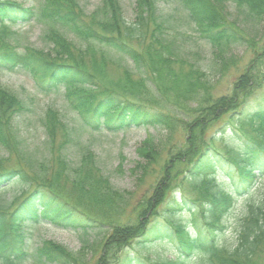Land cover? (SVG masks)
Instances as JSON below:
<instances>
[{
  "label": "trees",
  "instance_id": "trees-1",
  "mask_svg": "<svg viewBox=\"0 0 264 264\" xmlns=\"http://www.w3.org/2000/svg\"><path fill=\"white\" fill-rule=\"evenodd\" d=\"M159 1L135 0L131 19H127L119 0H101L88 14L79 0H43L38 10L0 0V71L27 70L44 92L64 88L67 105L80 113L85 129L115 132L153 126L166 130L165 141L148 136L137 148L144 164L136 163L132 174H143L153 166L168 150L175 129L182 130L185 148L167 155L166 161L181 162L184 154L193 158L186 177L197 193V199H167L166 224L156 222L153 213L145 217V211L134 223H118L124 192L101 173L89 145L56 109L48 107L41 118L45 153L37 156L29 152L17 124L30 111L32 100L28 103L0 85V148L6 153L0 159V190L10 183L23 187L6 204H0V264H22L29 258L36 264H84V251H94L96 246L103 251L117 249L115 246L120 249L134 239L141 247L165 248L173 258L161 257L159 252L155 260L127 254L117 258L116 264H254L264 249V192L257 202L246 206L235 243L222 241L227 228L224 218L236 198L250 192L256 177L264 178V98L258 108L238 118H243L238 127L248 144L237 142L224 131L204 140L201 136L219 114L236 111L237 93L256 88L260 78L252 71L244 72L231 95L213 97L205 71L186 60L178 41L169 35L172 24L160 11ZM176 1L186 11L197 36L216 49L219 58L222 50L234 45L253 47L238 30L249 27L253 31L264 22V0ZM38 18L52 26L45 33L52 49L49 53L30 47L18 50L12 26ZM64 32L86 43L85 48L76 47ZM98 47L126 57L135 72L124 67L111 79L107 64L112 58ZM223 59L219 71L227 65ZM164 107L169 113L163 112ZM212 141H220L222 147H215ZM72 144L80 149L78 159L71 163L68 149ZM224 173L230 176L226 178ZM183 210L192 213L191 230L178 221ZM40 223L81 231L85 236L80 250L72 252L46 239L31 250L32 229ZM101 230L107 232L105 236L102 233L103 239H89V233L100 235ZM106 262L100 255L97 264Z\"/></svg>",
  "mask_w": 264,
  "mask_h": 264
},
{
  "label": "rangeland",
  "instance_id": "rangeland-1",
  "mask_svg": "<svg viewBox=\"0 0 264 264\" xmlns=\"http://www.w3.org/2000/svg\"><path fill=\"white\" fill-rule=\"evenodd\" d=\"M12 1H16L24 7L34 8L35 10H38L43 4V0ZM100 1L79 0V4L84 12L88 14L98 6ZM119 1L125 17L131 19L135 0ZM158 7L162 14L164 13L163 16L166 17L167 22L172 24L169 35L174 37L180 44V54L186 60L196 64L200 69L205 71V78L212 84L211 90L213 97L231 95L234 92V83L244 72L252 71L253 75L256 74L260 78L259 85L256 88L251 89L250 87L244 90L246 92L237 93L239 94L237 96V105L234 107L236 111L231 112V114L229 111L224 112V114H219V117L213 122H210L211 124H208L209 126L207 125L201 135L202 139H206L210 134L217 136L224 131V133L232 134L237 142L248 144L249 139L246 138L238 127L243 118H238L258 108L260 105L259 102L264 98V22L262 21L263 23L261 22L262 24L253 31H250L249 27L238 30L242 35H245V38L247 37L248 40L252 41L253 47L251 45H234L222 50L219 58L215 55L217 50L210 47L202 38L200 39L198 37L199 35L195 32L194 25L188 18L186 11L176 0H160ZM48 26H51V24L40 18L27 23L16 24L12 26L14 31L12 36L16 40L13 43L20 51H23L26 47H30L42 49L44 53H49L53 45L51 41L45 38ZM58 31L62 34V29H58ZM64 33L67 39L76 47L85 48L86 43L80 42L68 32ZM97 50L107 51L112 58V61L107 64V73L111 79L117 78L124 67L135 72L132 63L126 57L121 56L109 48L98 47ZM223 58L226 59L227 65L224 66L222 71H219V62ZM87 60L85 61L87 62ZM117 64L122 66L118 67ZM0 85L16 92L28 103L32 100L30 111L25 113L17 124L19 135L23 140V146L29 152H33L37 156L45 153L44 129L41 124V118L48 107L56 109L67 126L83 142L89 145L90 149L96 155L101 173L108 176L111 183L117 189L124 192V199L122 201L123 208L119 210V215L116 218L118 223H134L139 215H142L145 211V217L151 216L149 214L153 213L152 216L154 220H157L156 222L166 224L168 214L164 212L166 205L164 202L167 199L172 196H184L188 200L197 199V193L189 185V179L186 177L188 174L187 168L193 161V158H189L184 154V159L181 162L177 160V162H174V160L166 161L167 155L171 154L173 156L178 150L185 148L186 137L182 130L175 129L173 138L167 148L169 150L173 147L169 153L168 150H165L157 162L153 166H149L143 174L140 172L132 174L131 169H134L136 163L144 164V161L137 155V148L141 146L148 136H155L161 139V142L165 141L166 130L164 131L161 128L153 126H132L115 132H108L106 130L94 132L85 129L83 128L82 117L78 114V111L71 110L67 105L63 88L51 92L41 91L37 85L36 78L24 69H2L0 71ZM115 88L118 90L117 87ZM162 110L165 113H169L166 107ZM225 141L226 138L224 136V143ZM213 145L219 149L222 147L220 141H214ZM79 149L73 144L69 147L68 156L71 163L78 159ZM5 155V151L0 148V159ZM5 164L6 166H13L15 161L14 164L12 162ZM224 175L226 178L230 176L227 173H224ZM232 177L234 178V175ZM233 178H230L231 182ZM21 188H23L21 183H10L9 186L7 185V187L1 189L0 204H6V202L10 201L19 193ZM263 192L264 178L259 179V177H256L255 184L250 192L236 198V201L231 207L232 209L224 218L227 228L222 236V241L227 245H233L235 243V234L240 220L247 210L246 206L250 203L257 202ZM181 212L187 216L181 214L178 221L192 228L190 217L192 213L187 210ZM199 221H201V218ZM101 231L100 235L97 233H89V239L96 240L97 242L102 237V233L104 236L107 234L105 230ZM84 236L81 231L59 229L42 223L34 227L29 244L31 250H33L35 244L44 238L57 242L72 252H78ZM136 242L134 239L120 249H118V246H115L118 250L115 248H111V250L105 248L103 251V249L95 245L96 250L88 249L84 251V264H97L100 255L104 256L107 261L106 264H116L117 258L120 260L127 254L137 256L147 255L151 260H155L158 258L156 253L159 252L161 257H166L167 259L173 258V255L165 248L158 246L141 247ZM254 260V264H264V249L258 253ZM22 264L36 263L33 259L29 258V260Z\"/></svg>",
  "mask_w": 264,
  "mask_h": 264
}]
</instances>
